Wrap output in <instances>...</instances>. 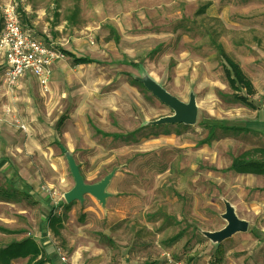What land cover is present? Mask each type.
<instances>
[{
    "label": "rangeland",
    "instance_id": "1",
    "mask_svg": "<svg viewBox=\"0 0 264 264\" xmlns=\"http://www.w3.org/2000/svg\"><path fill=\"white\" fill-rule=\"evenodd\" d=\"M18 1L24 27L38 37L50 34L76 56L104 62L75 64L68 55L47 88L32 80L17 91L0 80V131L9 135L11 162L50 199L0 198V225L9 230H0V246L34 236L54 264H158L167 256L264 264V175L227 170L234 156L264 146V0ZM214 41L253 80L256 108L229 101L226 60ZM131 76L194 98L197 121L158 123L174 109ZM203 117L252 131L219 129L205 142ZM90 120L107 132L138 130L137 140L98 133ZM151 124L171 132L151 135ZM68 154L85 183L104 190L66 207L75 186ZM6 182L0 170V186ZM51 211L61 219L47 226ZM230 212L248 227L224 237Z\"/></svg>",
    "mask_w": 264,
    "mask_h": 264
},
{
    "label": "trees",
    "instance_id": "2",
    "mask_svg": "<svg viewBox=\"0 0 264 264\" xmlns=\"http://www.w3.org/2000/svg\"><path fill=\"white\" fill-rule=\"evenodd\" d=\"M21 11V10H20ZM22 17V11H21ZM219 53L225 58L226 63H224V73L225 76L233 89L231 94H227L229 101L235 103H242L250 108H256V105L251 100L250 95L255 93V87L252 80L246 75V73L241 68L240 64L235 61L234 59L227 56L225 53L224 48L222 45L215 42ZM64 51L73 57V61L75 64L79 63H90V62H98L103 63L104 61L92 58L89 56H76L71 51L64 49ZM133 65H139L136 62H131ZM131 81L134 84L140 85L145 87L143 81L138 79L135 76H131ZM245 88L246 93L241 92L240 88ZM200 123L208 129V134L204 139L205 142L212 141L219 129L224 131H231L234 133L239 132H250L252 128L248 125L238 124V123H231L228 120L223 119H216L210 117H203L200 120ZM178 125H183V123H178ZM95 131L98 133H102L103 135H110L113 136L114 139L123 138L127 142L133 137L135 140L136 132L138 130L128 131L125 133L119 132H107L102 130L97 125L92 123ZM146 127L150 129H154L151 132V135H158L160 133L168 134L171 132V128L167 124H151L147 125ZM159 127H163L162 130H156ZM227 170H233L237 173H251L257 175H264V146L263 147H256L249 150H246L236 156L233 157L231 165L227 167ZM8 186L2 187L0 186V198L2 200H14L18 199L17 196L19 193L25 195L26 197H32L31 193V186L24 185V187L19 188L16 184L11 182L10 180H6ZM70 203H66V207H69ZM61 219L59 214L55 212H50L45 217L46 224L45 225H52L54 222ZM1 231H9L7 228L0 225ZM177 236L173 239L176 240ZM17 258H27L26 264H54L53 258L51 256L45 255L43 251V247L39 244L37 238L34 236H27L20 240H14L7 244L6 246H0V264H11L14 259ZM155 262H150L148 264H154Z\"/></svg>",
    "mask_w": 264,
    "mask_h": 264
},
{
    "label": "built area",
    "instance_id": "3",
    "mask_svg": "<svg viewBox=\"0 0 264 264\" xmlns=\"http://www.w3.org/2000/svg\"><path fill=\"white\" fill-rule=\"evenodd\" d=\"M18 0H7L0 6L2 27L0 29V58H4L3 80L9 86H17L26 75H33L47 88L53 73V65L66 59L67 53L59 46L48 43L26 29L21 19ZM1 129V119H0ZM66 260L65 255L61 257ZM158 264H183L167 256Z\"/></svg>",
    "mask_w": 264,
    "mask_h": 264
},
{
    "label": "water",
    "instance_id": "4",
    "mask_svg": "<svg viewBox=\"0 0 264 264\" xmlns=\"http://www.w3.org/2000/svg\"><path fill=\"white\" fill-rule=\"evenodd\" d=\"M140 80L143 81L145 85L153 89L154 93L160 100L174 109L173 114L164 116L158 123L193 124L197 121L198 106L194 98H191L188 102H185L166 89L156 85L150 78H148V76L144 77L143 79L140 78ZM68 159L74 174L75 186L65 194L67 202L70 203L77 198H81L87 192L95 195L102 194L104 190V184L94 185L85 183L74 158L71 155H68ZM228 218L229 223L227 227L222 230V236L226 237L236 230L247 229V222L237 217L234 212H230Z\"/></svg>",
    "mask_w": 264,
    "mask_h": 264
},
{
    "label": "crops",
    "instance_id": "5",
    "mask_svg": "<svg viewBox=\"0 0 264 264\" xmlns=\"http://www.w3.org/2000/svg\"><path fill=\"white\" fill-rule=\"evenodd\" d=\"M21 19H22V17H21ZM1 27H2V20H1V15H0V29H1ZM26 29L30 30L35 36H38V35H36V32L33 29H30V28H26ZM44 40L47 41L48 43H53V44L58 46V44L53 40V38L51 37L50 34H47V36L45 37ZM60 48H62V47H60ZM62 49H64V48H62ZM67 57H68V54H67ZM252 57L255 60L260 59V56H256V55H253ZM65 60L66 59H59L54 63L53 73L55 72L56 69H58L60 66H62L61 64ZM4 61H5L4 58H0V80H2V81H3L4 70H5ZM90 63H93V62H90ZM79 64H83V63H79ZM256 65H258V62L256 63ZM53 73H52V76H53ZM52 76H51V79H52ZM32 80H35L38 83V79L35 76L30 75V74L26 75L24 78H22V80H20V82L18 83V85L16 86L15 89L17 91H20L23 87H26V85ZM252 82H253V80H252ZM253 84H254V82H253ZM28 86H29V84H28ZM51 86H53V83L50 80V87ZM90 123L92 125V123H94V122L92 120H90ZM8 136L9 135H7V133L4 130L0 131V170H1L2 174L5 176V180H10L14 184H16L19 188H22V187H24V185L27 184V185L31 186L30 190H31L32 195L40 194L44 198V200H50V199H48V196H43L42 189L40 186H38L37 180L34 179L33 181H31L30 179H26L23 176L21 170L12 164L11 159L9 157L10 156V150H9L10 149V143L8 141ZM61 148L63 150H65L62 146H61ZM230 165L231 164H228L227 167H229ZM247 174H250V173H247ZM45 224H46V221H45ZM44 230H46V229H44ZM52 258L54 261V257H52Z\"/></svg>",
    "mask_w": 264,
    "mask_h": 264
}]
</instances>
